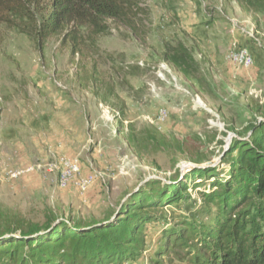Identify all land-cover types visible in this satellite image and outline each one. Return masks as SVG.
I'll return each instance as SVG.
<instances>
[{
  "label": "rangeland",
  "instance_id": "obj_1",
  "mask_svg": "<svg viewBox=\"0 0 264 264\" xmlns=\"http://www.w3.org/2000/svg\"><path fill=\"white\" fill-rule=\"evenodd\" d=\"M127 14L108 22L105 37L83 28L77 55L62 36L26 34L28 21L0 24V220H102L148 182L197 166L224 178L235 137L247 140L264 120V0H128ZM179 44L194 73L165 61L167 46ZM241 49L254 66L229 62ZM62 158L81 170L64 186L51 171ZM18 185L15 197L4 192ZM192 190L190 213L166 208L171 225L193 213L207 221L212 208ZM144 235L146 252L127 264H159L149 254L163 240L161 225L147 224ZM158 260L191 264L182 252Z\"/></svg>",
  "mask_w": 264,
  "mask_h": 264
},
{
  "label": "trees",
  "instance_id": "obj_2",
  "mask_svg": "<svg viewBox=\"0 0 264 264\" xmlns=\"http://www.w3.org/2000/svg\"><path fill=\"white\" fill-rule=\"evenodd\" d=\"M127 11L128 0H0V24L21 29L28 21L33 30L26 34L40 41L62 36L77 55L83 28L93 38L105 37L108 22L124 21ZM164 57L185 75L197 70L183 44L168 45ZM223 161H228L224 178L217 167L197 166L166 184L148 182L102 220L48 213L40 225L2 218L0 264H127L146 252L144 228L152 223L161 225L163 237L154 256L149 254L153 262L182 252L191 264H264V120L247 140L236 136ZM191 189L212 208L207 221L199 222L192 212L171 225L166 208L189 207L190 213L197 205Z\"/></svg>",
  "mask_w": 264,
  "mask_h": 264
},
{
  "label": "bare ground",
  "instance_id": "obj_3",
  "mask_svg": "<svg viewBox=\"0 0 264 264\" xmlns=\"http://www.w3.org/2000/svg\"><path fill=\"white\" fill-rule=\"evenodd\" d=\"M236 50V49H235ZM252 54V53H251ZM228 60L233 65L237 66L240 64L251 66L253 65L252 57L250 56L249 51L241 49L235 52H231L228 56ZM162 72V71H161ZM161 116V115H160ZM51 167V166H50ZM57 170L59 175V180L62 186L73 183V181L80 176L81 170L76 165L72 164L67 158L60 159L54 166L53 170ZM98 174V173H97ZM103 178L99 175L92 177L90 181H97V179ZM86 183V182H85ZM92 184V183H91Z\"/></svg>",
  "mask_w": 264,
  "mask_h": 264
},
{
  "label": "crops",
  "instance_id": "obj_4",
  "mask_svg": "<svg viewBox=\"0 0 264 264\" xmlns=\"http://www.w3.org/2000/svg\"><path fill=\"white\" fill-rule=\"evenodd\" d=\"M22 183V182H21ZM21 185V184H20ZM20 185H18L17 187H14V186H7L6 189H4V192L7 194V195H10V196H14L18 193V190H19V187ZM22 187V186H21ZM20 187V188H21ZM18 188V189H17ZM15 193V194H14Z\"/></svg>",
  "mask_w": 264,
  "mask_h": 264
},
{
  "label": "water",
  "instance_id": "obj_5",
  "mask_svg": "<svg viewBox=\"0 0 264 264\" xmlns=\"http://www.w3.org/2000/svg\"><path fill=\"white\" fill-rule=\"evenodd\" d=\"M138 190H135L133 193L137 192ZM132 195V194H131ZM116 217V216H115Z\"/></svg>",
  "mask_w": 264,
  "mask_h": 264
},
{
  "label": "built area",
  "instance_id": "obj_6",
  "mask_svg": "<svg viewBox=\"0 0 264 264\" xmlns=\"http://www.w3.org/2000/svg\"><path fill=\"white\" fill-rule=\"evenodd\" d=\"M254 66V65H253Z\"/></svg>",
  "mask_w": 264,
  "mask_h": 264
}]
</instances>
